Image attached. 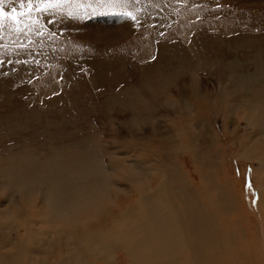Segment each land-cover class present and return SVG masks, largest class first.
<instances>
[{
    "label": "rangeland",
    "instance_id": "obj_1",
    "mask_svg": "<svg viewBox=\"0 0 264 264\" xmlns=\"http://www.w3.org/2000/svg\"><path fill=\"white\" fill-rule=\"evenodd\" d=\"M4 11L11 15L0 20V203L11 194L21 207H0L4 246L23 233L13 222L25 216L39 231L51 216L43 237L86 229L85 240L95 239L86 223L106 230L117 225L123 205H132L144 186L158 187L152 182L161 181L157 166L163 165L177 184L196 191L204 178L228 183L232 212L223 227H250L259 238L255 244L245 229L249 241L229 245L225 264H264V165L257 158L264 156V109L252 123L244 112L248 101L264 107V86L254 88L251 99L227 95L245 76L264 80V0H65L52 6L11 0ZM201 106L208 113H199ZM198 124L207 128L191 129ZM191 131L217 138L209 150ZM74 160L83 166L98 161L107 191L85 199L72 190L57 211L40 189L16 190L15 183L43 179L21 181V171L51 163L67 169ZM87 257L71 259L85 264Z\"/></svg>",
    "mask_w": 264,
    "mask_h": 264
},
{
    "label": "bare ground",
    "instance_id": "obj_2",
    "mask_svg": "<svg viewBox=\"0 0 264 264\" xmlns=\"http://www.w3.org/2000/svg\"><path fill=\"white\" fill-rule=\"evenodd\" d=\"M234 68L237 70V67ZM235 70L232 73H235ZM235 74L232 75L235 76ZM262 75L264 77V72ZM263 86L264 80L256 81L253 76H245L243 79H240L238 84L233 83L231 87L233 90L228 89L227 95L230 96L231 94L232 96L243 92L246 97H250L255 92L253 91L254 88H259L260 90V87ZM252 104L248 101L244 109V112L248 115L246 118H248L250 123L264 109V107H254V104ZM192 112L193 110L189 109L188 115H194ZM199 113L204 114L208 112H205V108L201 106L199 107ZM227 125L223 126L224 130L228 129ZM206 126L207 124H202L198 128L193 125L191 129L203 132L207 128ZM210 126L212 125L210 124ZM225 134L229 133L225 132ZM218 135L220 134L218 133ZM210 136L213 135L201 133L199 136H195L192 131L190 133V138L193 140L197 138L205 140V145L208 149L213 146L211 144L217 138L214 136L216 138L211 140ZM172 142L173 140L171 139L170 143ZM253 142V140H249L248 145ZM195 144L194 142H189L190 147L195 146ZM145 146L151 148L149 143H146ZM178 148L177 144L172 147V149H177V151L179 150ZM257 158L260 165L263 166L264 156H258ZM143 161L146 164L150 163L145 159ZM144 163L142 162V164ZM69 165L70 168L64 166L67 168L65 169L51 163L45 167L39 165L33 169L21 171V176L18 178L21 181L36 178L38 175H41L43 179L37 182L36 185L28 182L15 183L14 185L19 187H16V190L19 191L23 187H27L28 190L40 189V195L47 198L51 205L56 201L52 208L57 211L59 210L60 202L67 200L63 196L68 197V193L72 190L74 193H80L85 199H89L92 195L103 193V188L107 191L103 187L107 185L106 178L99 176L101 167L98 161H95L93 165L83 166L77 160H74ZM157 167L161 170L163 176L158 183H152L158 184V187L153 189L144 186L145 189L139 192V196L137 195L134 201L131 202L132 205L127 207L123 205L115 221L117 225L112 224V228L107 227L108 230H106L103 228L99 229L93 225L94 220L86 223L85 226L91 233H98L93 236L95 239L85 240L86 229L75 230L71 233L63 230L62 233L56 236L43 237V234H48L45 230V222L50 221L51 216L44 218L41 222L42 226L36 223L37 216L34 218L35 223L41 226L40 231L32 228L31 225H35L26 216L22 221L13 222L16 229L20 227L23 229V233L17 232L16 240L7 243V247L6 244L5 246L2 244V241L0 242V264H72L75 262V259H78H71L72 257L83 256L85 254L90 259V261L87 260L86 262L89 264H225L228 263L231 256L225 250L229 245L238 243L240 239L249 241L247 233L244 231L245 229L253 235L252 242L257 243L259 237L255 236L254 231H252L253 228L246 227L244 230L238 228L230 230L223 227L224 216L232 212L231 207L226 203L228 196L232 194L228 183L224 182L222 185H218L217 181L215 183L211 179L207 181L204 178L205 185H202L204 187L200 191L204 190L205 193H202L199 190L196 191L177 184L175 177L172 176L170 170L165 168L166 166L161 165ZM74 169L77 170L74 171ZM67 170H69V173H73V175L68 174ZM137 171L135 170V172ZM136 179L129 176L125 178V180H132L133 183L136 182ZM98 183L101 186V190L97 186ZM31 186L34 188H31ZM59 187L66 189V192L60 190ZM261 191L264 192V188ZM200 194L201 196H205V201L201 198ZM259 196L260 193L258 194ZM10 197L11 194L8 195L7 200L4 202L6 205L0 203V207H3L7 211L13 208L21 210L17 202L18 200ZM66 215L67 212H64L63 216ZM252 216L255 217L253 214ZM6 220L8 221V219ZM253 220L255 224V219L253 218ZM28 222L29 225H27ZM38 246H42V248L38 249ZM9 247L10 251L6 252V249ZM52 248L56 250L52 251ZM41 249H43V253L40 252ZM36 251L39 252L37 257L35 255ZM118 253L121 255V259L118 257ZM237 256H240L239 253L235 254V258L240 259Z\"/></svg>",
    "mask_w": 264,
    "mask_h": 264
},
{
    "label": "snow or ice",
    "instance_id": "obj_3",
    "mask_svg": "<svg viewBox=\"0 0 264 264\" xmlns=\"http://www.w3.org/2000/svg\"><path fill=\"white\" fill-rule=\"evenodd\" d=\"M11 0H0V20H2L6 15H11L10 13H6L4 11V6L7 3H10ZM27 4L31 5L33 3L39 2V3H45L48 4L49 6H52L54 3L55 4H59L61 2H65V0H26ZM112 2H127V0H112ZM21 6H23V4L25 3V0H20ZM17 10L16 8H12V12L15 13ZM18 15H22V13H18ZM129 15H131V13H129ZM13 19H15V17H12ZM132 19H135V17L133 16Z\"/></svg>",
    "mask_w": 264,
    "mask_h": 264
}]
</instances>
